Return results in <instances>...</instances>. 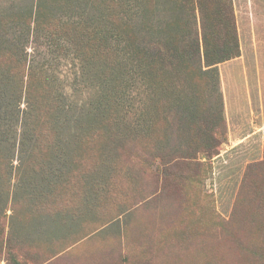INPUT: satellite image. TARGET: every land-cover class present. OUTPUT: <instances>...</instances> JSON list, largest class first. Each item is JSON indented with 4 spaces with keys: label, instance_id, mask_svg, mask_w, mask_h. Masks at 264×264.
<instances>
[{
    "label": "rangeland",
    "instance_id": "1",
    "mask_svg": "<svg viewBox=\"0 0 264 264\" xmlns=\"http://www.w3.org/2000/svg\"><path fill=\"white\" fill-rule=\"evenodd\" d=\"M96 1L110 10L109 0ZM71 2L46 0L40 10L38 24L50 36L25 42L37 69L17 61L19 45L0 40V69L13 74V87L21 78L22 94L32 92L41 106L43 141L61 138L36 150L45 158L31 159L35 173L23 164L17 172L19 144L13 154L12 144H0L7 157L0 159V264H264L250 250L264 245V0H232L238 48L230 53L238 56L215 63L216 52L206 61L187 47L192 58L181 67L165 60V33L157 30L140 34L148 36L150 67L135 53L119 58L107 38L84 47L95 58L87 60L71 46L84 24L67 22L87 18L90 5ZM146 2L155 28L180 19L201 41L197 8ZM208 2L207 19L220 0ZM29 8L27 23L36 0H0V33L19 36ZM188 42L182 36L183 52ZM104 57L119 61L108 67ZM117 81L124 93L110 100L117 107L107 120L93 107ZM43 88L71 104L55 133ZM19 177L38 182L48 199L31 204L27 189L17 190Z\"/></svg>",
    "mask_w": 264,
    "mask_h": 264
},
{
    "label": "trees",
    "instance_id": "2",
    "mask_svg": "<svg viewBox=\"0 0 264 264\" xmlns=\"http://www.w3.org/2000/svg\"><path fill=\"white\" fill-rule=\"evenodd\" d=\"M36 1L37 9L36 11H33L34 20L31 21V23H27L25 20H27V16L32 15V9L29 8L21 13L22 29L19 36H10L7 34V30V33L5 31L0 33L1 41L4 42L5 40L8 43L10 42L15 43V45H19L17 52L15 51L16 53H13V55L19 63L21 61H27L29 69H37L39 66L34 60H30L29 62L25 42L31 37L38 41V39H48L50 36V34L38 24L41 17L40 10L44 9L46 0ZM70 2L74 8H76V5L73 6L74 3L77 5H90V9H88V11H90V15L87 16V18L85 17L84 20H70L67 22L73 26L84 24V27L80 28L81 31L78 34L80 39L71 42V46L78 49L82 55L87 57V60L94 61L95 58L93 56H86V53H84V47L90 46L95 40L101 41L107 38L113 39V43L111 45L115 49L119 58H121L120 53L122 55L125 54L131 56L132 58H134L135 53L139 57V63H142L145 67H150V64L152 66V63L154 62V58L151 49L147 45L148 36L147 34L142 33V38H140V34L142 31L150 33L152 31L156 32V30L157 34H162V32L165 33V35H163V40L166 45L165 53H163L165 60L169 61V63L176 61L177 65H180V67L181 63L188 61V58H192V56H190V54L192 55L191 48L188 49L189 54L185 49L187 47H192L195 54H203L206 61L210 60H207V58L210 56L211 52H216L217 57H215V63L228 60L232 56H238V54H236L237 52L234 54L230 53L232 46L234 47L238 45L236 25L235 21L233 22L231 17L233 14L232 0H220L217 9L215 10L214 8V11L211 12L208 19L204 13V5H207L206 0H183V2L188 5L187 8H191L192 10L198 9L204 17L203 36L201 39L202 42H199L197 39H193L195 37L191 34L190 24L187 25L184 21L181 23L182 20L180 19L175 21L177 20L175 18L174 21H170L162 27L158 26V28H155L153 21L151 22V15L148 14L146 0H109L107 7L108 9L110 8V10H107L106 12L103 10V5L98 4L96 0H70ZM209 2L211 3L212 0H209ZM114 5L116 6L114 7L115 9H113ZM189 5L191 6L189 7ZM207 6L209 7V5ZM132 10H136L138 13L139 25L135 24L133 21ZM31 26L33 28L30 29ZM186 27L187 30L185 29ZM182 36L183 40L186 38L189 41L184 47V52L181 50ZM212 38L214 40H212ZM212 44L216 45V47L213 48ZM98 51H100V49H98ZM101 61H103V63L105 62L109 67L118 63L119 60L115 59L109 61L104 57ZM156 64L157 68L160 69L158 65L160 64V61H156ZM12 80L13 74L11 72L0 69V120H3L2 123L0 122V144L4 141L9 145L12 144V148L10 149L12 154L15 152V143L19 144L18 151L20 150L19 153L21 152V156L23 157L19 161L18 167H16L17 172L23 164L24 170L28 168L29 173L31 170L35 173L38 171L35 164H40L41 159L45 158V154L42 156L35 154V152H40L36 150H41V148L47 149L52 146V143L60 141L61 138L57 137L55 134L54 138L49 137L46 141H43V130L37 131V122L39 120L37 109L40 110L41 106L37 103L32 92L31 96L30 92H25V95L22 94V90L20 88L22 81L21 78L15 79L18 82V88L11 85L10 82ZM5 84L12 88L11 91L4 86ZM119 84V81L115 82L111 86L109 94L104 96V102H99L93 107L95 110L98 109L100 113L104 115L103 118L107 120L111 114H114L115 116V108L117 107V105L111 103L110 100H116L117 97L122 96L124 93L119 92ZM2 88L5 89V92ZM41 95L45 101V108L49 113V117L46 120L47 125L52 132H58V129L56 128L60 125V114L62 111H65L68 108L70 109L71 104L67 102V99L62 100L58 95L48 96L46 88L42 89ZM22 98L24 99V109H20V100H22ZM9 130L10 133H8ZM57 156L59 157L60 154L58 153ZM0 159L6 162L7 157H5L3 149H0ZM31 159L36 160L35 164L31 162ZM28 161L31 162L30 166H27ZM48 162H50V160ZM50 174L52 175V173ZM42 177H44V175H42ZM17 180V190L18 188L22 191L27 189L24 195L31 204L37 206V203L43 201L44 199H48L49 194L45 191H41V188L38 189V182L36 183V181H30L29 178H26L24 183L22 177H19ZM25 184L27 186H25ZM46 185H49V183L46 182ZM1 194H3L2 188H0V196ZM250 250H252L253 253H255L260 259L264 260V245Z\"/></svg>",
    "mask_w": 264,
    "mask_h": 264
}]
</instances>
